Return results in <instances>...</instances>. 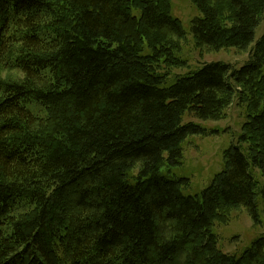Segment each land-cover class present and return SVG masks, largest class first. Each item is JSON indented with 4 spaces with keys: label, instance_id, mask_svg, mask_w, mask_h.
<instances>
[{
    "label": "trees",
    "instance_id": "1",
    "mask_svg": "<svg viewBox=\"0 0 264 264\" xmlns=\"http://www.w3.org/2000/svg\"><path fill=\"white\" fill-rule=\"evenodd\" d=\"M192 1L196 43L249 51L243 66L173 74L171 0H0V264H264V235L227 254L212 229L241 207L261 224L264 0ZM236 100L223 171L186 194L184 142L218 133L186 114L221 120Z\"/></svg>",
    "mask_w": 264,
    "mask_h": 264
},
{
    "label": "rangeland",
    "instance_id": "2",
    "mask_svg": "<svg viewBox=\"0 0 264 264\" xmlns=\"http://www.w3.org/2000/svg\"><path fill=\"white\" fill-rule=\"evenodd\" d=\"M217 2L219 0H216ZM219 3V2H218ZM172 14L180 19L186 31L184 40L176 39L179 42V56L187 62L186 67L170 69L173 74H184L190 70L201 67L208 62H226L236 67H241L249 60V51H240L236 48L222 49L219 51L210 50L207 47H200L191 33V24L195 18L201 17V13L192 0H171ZM264 32V23L256 30V41ZM163 70H167V64H162ZM3 77L8 79H20L21 73L17 70H2ZM30 109H35L31 105ZM246 119V110L237 104V100L227 110L221 120L200 121L194 114L188 113L184 122H198L208 130L218 133L209 136H190L183 144L184 160L179 168L173 170L177 176L190 179V187L185 191L188 195L199 194L207 188L214 176L224 169L225 151L236 143L238 134ZM260 186L264 189V176L256 171ZM259 212L261 224L255 226L254 220L245 208H237L228 211L213 225V231L219 237V248L227 254L240 255L248 248L252 241L264 235V200H260Z\"/></svg>",
    "mask_w": 264,
    "mask_h": 264
}]
</instances>
